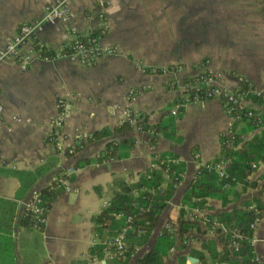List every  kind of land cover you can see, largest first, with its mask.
Returning a JSON list of instances; mask_svg holds the SVG:
<instances>
[{
	"label": "crops",
	"instance_id": "1",
	"mask_svg": "<svg viewBox=\"0 0 264 264\" xmlns=\"http://www.w3.org/2000/svg\"><path fill=\"white\" fill-rule=\"evenodd\" d=\"M51 1L0 0V49L20 25L40 19ZM263 5L264 0H70L67 21L41 25L35 40L54 51L76 36L94 33L115 54L90 67L77 60L33 57L24 72L13 60L0 62V264H103L104 249L96 251L109 237L98 231L96 219L118 191L117 183L134 182L156 155L170 153L184 164L181 182L148 242L128 264L148 251L162 224L177 217L180 197L197 167L215 163L220 136L237 121L215 99L190 103L176 116L169 112L182 85L204 71L205 61L228 91L246 84L264 95ZM59 98L68 104L61 132L68 141L81 143L73 155H59L47 142ZM244 104L262 113L250 99ZM128 113L148 126L172 118L179 141L139 128L93 137L125 123ZM258 133L251 131L242 139ZM122 139L134 142L125 157L93 161L110 140ZM252 170L249 183L254 187L240 191L236 186L237 197L225 206L209 199L205 210L186 212L200 232L186 236L185 249L173 251L170 264H176L178 255L188 258L190 250H199L201 240H215L205 215L259 198L264 163ZM57 175L64 184L49 188L54 195L46 222L33 229L24 221V206L31 193L49 187ZM252 236L254 256L264 264V216ZM187 258L183 264H190Z\"/></svg>",
	"mask_w": 264,
	"mask_h": 264
},
{
	"label": "trees",
	"instance_id": "2",
	"mask_svg": "<svg viewBox=\"0 0 264 264\" xmlns=\"http://www.w3.org/2000/svg\"><path fill=\"white\" fill-rule=\"evenodd\" d=\"M94 35L91 33L79 38L86 41ZM247 87L248 85L241 84L239 90L246 91ZM245 99H250L252 103L260 106L262 113L258 114L254 111L259 119H255V116L247 118L244 112L237 113V121L227 133L220 136L219 156L215 162L225 161L223 177L218 178L214 171L205 166H198L180 197V207L175 220L165 221L162 224L152 247L135 258L132 264H170L171 250L183 251L186 236L192 231L200 232L196 220L185 218L187 210L203 211L207 208L209 199L218 200L225 206L230 199L237 197V193L234 192L236 186L240 187V191L254 187L253 183H249V176L253 171L250 166L254 163H264V99L251 94H247ZM133 128L153 132L169 141H179L172 118L162 119L154 126H148L145 120L140 119L133 127L125 122L112 130L99 131L93 137L125 133ZM258 129L257 135L246 140L242 139L247 133ZM133 144L131 139L110 140L105 145L102 155L93 161L125 157ZM183 174L184 164L178 161L174 154L165 153L156 155L151 166L144 173L139 174L134 182L117 183L118 191L113 194L108 206L99 213L96 225L101 234L106 232L107 237L115 235L120 227H127L124 233L126 260L119 264H128L135 251L148 242ZM40 193L43 205L48 210L54 192L47 187L40 190ZM248 207H253L254 210ZM115 215L119 217L115 218ZM263 216L264 182L259 188L258 199L241 201L227 212L212 216L205 215L206 229L211 231L215 240H201L199 250H190L189 257L196 259L198 264H259L249 243L253 235L250 225L254 219L260 220ZM24 217V221L32 227L28 216L25 214ZM127 217L128 222H126ZM107 241L108 238L103 244ZM233 241L236 243L235 249L231 245ZM103 244L97 248V254L102 253ZM217 246L220 247L219 250ZM186 258V255H178L175 263L183 264ZM113 263L114 261H108L106 264Z\"/></svg>",
	"mask_w": 264,
	"mask_h": 264
},
{
	"label": "built area",
	"instance_id": "3",
	"mask_svg": "<svg viewBox=\"0 0 264 264\" xmlns=\"http://www.w3.org/2000/svg\"><path fill=\"white\" fill-rule=\"evenodd\" d=\"M70 0H52L44 9L42 17L36 21L20 25L12 38L0 49V62L7 59L13 60L17 63L21 71H26L33 57L43 62H51L57 59H67L69 61L77 60L83 66H92L97 59L105 55H113L116 49L104 46L99 41V36H91L86 41L80 40L76 36L70 43L60 47L57 50L50 51L45 45L35 40L36 30L44 24H51L54 22H65L69 16ZM264 10V5H263ZM49 54V55H46ZM204 71L197 76L194 80L184 83L182 90L177 99L173 109L170 110L171 116H176L188 104L193 102H201L207 100H219L224 108L225 114L233 120H237V113L244 112L247 118L259 119L254 110L247 107L245 96L251 94L264 99V95L248 85L246 91H228L221 83V76L213 72L208 62H204ZM57 113L54 118L49 122L50 132L47 135V142L52 146L53 150L59 155H73L81 147L80 141L75 143L68 141L67 137L61 132V128L67 118L68 104L66 99L59 98L56 101ZM138 115L131 113L126 114L124 122L134 126L138 121ZM197 158V155L194 156ZM260 163L251 164V169H255ZM225 161L220 160L213 164H206L205 167L214 171L218 178L223 177V169ZM64 184V179L61 175L51 178L50 190L59 189ZM42 195L39 191L31 193L29 200L24 206V213L28 216L29 221L32 223L33 229L40 230L46 222V212L43 205ZM253 209V207H248ZM254 210V209H253ZM188 211V210H187ZM119 217L118 215L114 216ZM129 218H126V222ZM259 220L254 219L250 225L252 231ZM127 227H120L118 232L108 241L104 243V253L107 261H114L113 264H119L126 260V248L124 242V233ZM236 237V235H235ZM253 236L250 239V245L253 244ZM232 247L235 249L236 243L232 242ZM174 250H171L172 253Z\"/></svg>",
	"mask_w": 264,
	"mask_h": 264
},
{
	"label": "water",
	"instance_id": "4",
	"mask_svg": "<svg viewBox=\"0 0 264 264\" xmlns=\"http://www.w3.org/2000/svg\"><path fill=\"white\" fill-rule=\"evenodd\" d=\"M188 260V263L192 264V263H197V260L196 259H193V258H187Z\"/></svg>",
	"mask_w": 264,
	"mask_h": 264
}]
</instances>
